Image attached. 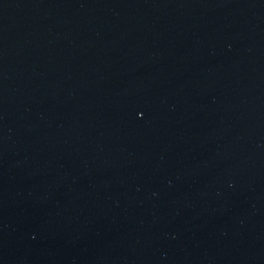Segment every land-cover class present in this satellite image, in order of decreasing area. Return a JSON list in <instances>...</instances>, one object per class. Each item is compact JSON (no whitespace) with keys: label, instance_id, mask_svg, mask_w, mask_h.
<instances>
[{"label":"water","instance_id":"95a60500","mask_svg":"<svg viewBox=\"0 0 264 264\" xmlns=\"http://www.w3.org/2000/svg\"><path fill=\"white\" fill-rule=\"evenodd\" d=\"M0 264H264V0H0Z\"/></svg>","mask_w":264,"mask_h":264}]
</instances>
